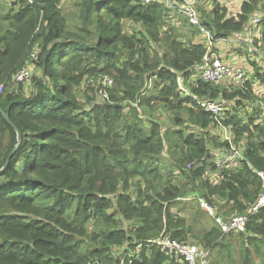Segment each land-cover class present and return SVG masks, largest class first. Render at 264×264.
Returning <instances> with one entry per match:
<instances>
[{
    "label": "trees",
    "instance_id": "obj_1",
    "mask_svg": "<svg viewBox=\"0 0 264 264\" xmlns=\"http://www.w3.org/2000/svg\"><path fill=\"white\" fill-rule=\"evenodd\" d=\"M62 2L0 0V264H188L153 241L168 235L190 243L185 210L193 206L213 225L197 235L198 247L212 254L239 245L242 264H264V209L245 233L225 235L200 205L231 219L263 192L255 83L191 81L207 49L187 44L162 4L79 0L70 29ZM260 11L264 0H249L238 16L220 6L213 15L200 9L203 25L224 39L243 33ZM255 41L264 48V17ZM36 49L31 80L13 82ZM102 76L115 82L109 100L92 86L94 95L80 100L81 83ZM256 79L264 85V75ZM199 100L226 106L224 125L243 152L241 166L217 168L216 154L229 143L214 134L217 123ZM160 105L173 117L165 135L153 117ZM2 112L20 132L16 151L17 131ZM166 148L181 154L172 152L175 163L165 174Z\"/></svg>",
    "mask_w": 264,
    "mask_h": 264
},
{
    "label": "built area",
    "instance_id": "obj_2",
    "mask_svg": "<svg viewBox=\"0 0 264 264\" xmlns=\"http://www.w3.org/2000/svg\"><path fill=\"white\" fill-rule=\"evenodd\" d=\"M30 3L33 0H28ZM143 5L162 4L165 7V17L168 23L172 24L175 22L172 16L181 14L188 21L192 28H195L205 40V47L207 52L202 60V63L197 65L193 70L192 74L197 76L203 82L214 86H221L224 83L229 88L236 86L242 87L248 82V74L244 68H234L226 65L219 58L215 52V46L218 41L216 35L206 28L202 23L201 12L197 6L196 1L183 0L181 4H178L175 0H137ZM168 17V18H167ZM262 17L252 18L246 31L250 38L252 47H256L255 39L256 32L255 27L261 26ZM172 20V22H170ZM256 48L261 49L260 45ZM38 49L31 53L30 58L22 65L19 71L13 78V82L17 84H26L32 78L34 64L38 60ZM90 80V79H89ZM95 86L99 96L104 100H109V91L114 87V80L109 76H102L99 78H92L90 81ZM92 84H88L91 85ZM180 87L184 94H188L187 90L182 86V80H179ZM0 92H3V87L0 86ZM198 104L207 113H210L217 123L216 132L224 142L229 143L228 148L219 150L216 154V166L220 170L235 168L241 166L245 162V158L241 149H239L235 142L234 137L230 129L224 125L226 120V106L220 102H214L211 100L198 101ZM258 177L262 180L263 192L260 194L255 203L249 206L247 213L235 216L231 219H225L222 216H218L217 211L205 201H200L201 207L208 212V214L216 221L218 226L221 228L225 235L239 234L246 232V226L250 218L258 214L264 209V171L256 172ZM181 200V199H179ZM184 201H192L193 199H182ZM199 201V200H198ZM162 251L170 252L177 258H182L188 264H210L211 250L191 245L189 243H183L173 240L171 236L162 235L159 239L153 241ZM130 258H134V254L128 255ZM92 264H101L95 262ZM124 264V260L121 261Z\"/></svg>",
    "mask_w": 264,
    "mask_h": 264
},
{
    "label": "crops",
    "instance_id": "obj_3",
    "mask_svg": "<svg viewBox=\"0 0 264 264\" xmlns=\"http://www.w3.org/2000/svg\"><path fill=\"white\" fill-rule=\"evenodd\" d=\"M193 1H196L199 10L202 9V11L207 13L208 15H213L215 9L220 6L221 9H225L227 11L229 16H238L244 4L249 0H193ZM78 2L79 0H63L61 7H63V9L68 14V19L76 17L75 16V13L77 12L76 5H78ZM256 16L263 18L264 11H260L259 15ZM171 18L175 20L172 26H174L177 29L178 34L187 42V44L205 45L206 43L205 38L202 35H200L195 28L192 29L190 27L185 17H183L181 14H176L174 17L172 16ZM170 22H172V20ZM76 23H78L77 19H76ZM76 23H74V26H76L75 25ZM68 26L69 27L71 26L70 21H68ZM246 29L247 28H245L243 33L239 35H235L228 39L218 38V41L215 46V52L222 60V62L225 63L226 65H229L234 68H244L248 74V82L253 81L255 83L253 94L258 97V100L254 106L256 107L260 105V107L263 109L262 114L258 118L260 119L259 122L263 123L264 122V103H263L264 85L258 79H256V75H264V50H262L264 48L262 49L256 48L257 46L260 45V44L258 45V42L256 41H255L256 47L255 46L252 47ZM254 29L256 32V39L259 40V38H261V26L257 25ZM195 77L197 76H191V81ZM221 86L227 87L225 83ZM246 106L253 107V105L248 103H246ZM252 111L253 109L251 108L249 109L248 113L250 112L249 114H252Z\"/></svg>",
    "mask_w": 264,
    "mask_h": 264
},
{
    "label": "rangeland",
    "instance_id": "obj_4",
    "mask_svg": "<svg viewBox=\"0 0 264 264\" xmlns=\"http://www.w3.org/2000/svg\"><path fill=\"white\" fill-rule=\"evenodd\" d=\"M3 4H7V2H9V0H2ZM76 16V13H75ZM70 24L71 26L69 27L70 29L74 28V23H76V17L75 18H69ZM188 22V21H187ZM127 25V23H125V26ZM110 77V76H109ZM112 78V77H111ZM113 79V78H112ZM91 80V79H90ZM88 78L85 79L84 82L81 83V86H79L76 90V94L78 96V98L82 101H87L88 97H92L94 94L93 92H91V85L88 84H92L90 83V81ZM97 86L96 84H92V87ZM114 86H115V82H114ZM115 87H113L109 92L111 93V91L114 90ZM4 91V90H3ZM162 107V109H158L156 111L153 112V117L154 118H159L162 121V124L165 126V132H163V135L168 134L169 131H171V129H174V125H173V117L172 114L170 113V111H168L167 109H165V107H163L162 105L158 106L157 108ZM126 113H129V111L127 110ZM242 113V111H240V114ZM214 134H217V132L215 131ZM214 138H216L214 135L212 136ZM172 152H174V157H178L181 154V151L177 150L174 151L172 150ZM172 152L169 151L168 148H166L165 150V156H163L162 162H160V164L163 166V170L164 173L166 174L168 172V170L170 168L173 167V164L175 163L174 158L172 157ZM174 183H177V180H174ZM219 205L221 206V204L219 203ZM181 207H183L184 205H180ZM194 209H191L189 207L186 208V212H187V219H188V224L190 226H192L194 233H193V237L190 239V243L191 245H195L198 246L197 242V237L202 236L203 232L202 230H207L209 228H211L212 223L211 221L205 217L202 216V214L198 213V209H196V206H193ZM219 209V207H218ZM194 223V224H193ZM199 235V236H197ZM240 248L239 245H235L234 248H232L230 251L224 250V251H220V250H216L214 252H212L211 254V263L212 264H242V256L239 252ZM258 264H260L258 262Z\"/></svg>",
    "mask_w": 264,
    "mask_h": 264
},
{
    "label": "water",
    "instance_id": "obj_5",
    "mask_svg": "<svg viewBox=\"0 0 264 264\" xmlns=\"http://www.w3.org/2000/svg\"><path fill=\"white\" fill-rule=\"evenodd\" d=\"M3 116L5 117V119L7 120V122L17 131V135H18V146L15 148L14 151H16V149H18L20 143H21V135H20V132L19 130L16 128V126L14 125V123H12V121L10 120L9 116L6 115L4 112H2ZM8 165V164H7Z\"/></svg>",
    "mask_w": 264,
    "mask_h": 264
}]
</instances>
